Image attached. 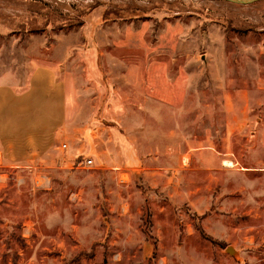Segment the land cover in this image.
Here are the masks:
<instances>
[{
	"label": "rangeland",
	"instance_id": "374dc122",
	"mask_svg": "<svg viewBox=\"0 0 264 264\" xmlns=\"http://www.w3.org/2000/svg\"><path fill=\"white\" fill-rule=\"evenodd\" d=\"M130 22L192 87L178 111L118 112L123 74L83 58ZM66 48L86 106L44 160L0 164V264H264V0H0V84Z\"/></svg>",
	"mask_w": 264,
	"mask_h": 264
},
{
	"label": "crops",
	"instance_id": "0c3cea01",
	"mask_svg": "<svg viewBox=\"0 0 264 264\" xmlns=\"http://www.w3.org/2000/svg\"><path fill=\"white\" fill-rule=\"evenodd\" d=\"M121 27L102 24L94 30L93 47L90 48L87 41L81 44L84 46L82 54L85 60L86 55L93 53L94 48L96 60L106 55L101 61L107 60L109 65L112 64V71L123 74L122 84H116V79L112 77L109 81L114 85V93L118 92L122 100L127 98L126 101L132 103L118 102L114 105L115 102L111 100V105L121 107L118 112L123 113L150 114L154 111L152 106H157L160 111L165 112L178 111L192 87L187 81L184 83L180 71L173 72L170 58L168 60L164 55L151 56L150 26L130 22ZM110 28L117 29V32L110 33L113 31ZM122 45H126L129 54H133L126 61L121 57H113L112 50ZM68 51L69 48L64 49L63 56L69 55ZM65 56L61 60L47 58L34 62L20 89L0 84L1 165L20 167L44 160L45 154L55 145L56 132L67 118L66 113L71 108L73 113L83 112L82 107H85L86 103L83 104L80 98L83 100L88 88L70 84L64 67ZM87 64L85 63V71ZM176 83L180 84L178 87L184 93L181 104L169 100V97L174 95ZM153 95L159 99L152 102ZM77 99L79 106H82L79 109L75 108ZM256 173H260L261 178H264V170ZM262 184L264 185V179Z\"/></svg>",
	"mask_w": 264,
	"mask_h": 264
},
{
	"label": "water",
	"instance_id": "95a60500",
	"mask_svg": "<svg viewBox=\"0 0 264 264\" xmlns=\"http://www.w3.org/2000/svg\"><path fill=\"white\" fill-rule=\"evenodd\" d=\"M226 2H232V3H251L255 1H260V0H224ZM227 250H230V248H227Z\"/></svg>",
	"mask_w": 264,
	"mask_h": 264
},
{
	"label": "built area",
	"instance_id": "2783aa9c",
	"mask_svg": "<svg viewBox=\"0 0 264 264\" xmlns=\"http://www.w3.org/2000/svg\"><path fill=\"white\" fill-rule=\"evenodd\" d=\"M62 147H66V145L63 144ZM84 163H85L86 165H91V164H92V159H91V158H86V159L84 160Z\"/></svg>",
	"mask_w": 264,
	"mask_h": 264
},
{
	"label": "bare ground",
	"instance_id": "6f19581e",
	"mask_svg": "<svg viewBox=\"0 0 264 264\" xmlns=\"http://www.w3.org/2000/svg\"><path fill=\"white\" fill-rule=\"evenodd\" d=\"M229 162L228 161H225V164H228Z\"/></svg>",
	"mask_w": 264,
	"mask_h": 264
}]
</instances>
